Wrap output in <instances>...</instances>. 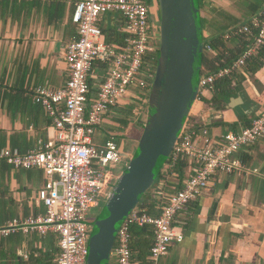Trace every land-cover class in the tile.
Segmentation results:
<instances>
[{
	"label": "built area",
	"instance_id": "obj_1",
	"mask_svg": "<svg viewBox=\"0 0 264 264\" xmlns=\"http://www.w3.org/2000/svg\"><path fill=\"white\" fill-rule=\"evenodd\" d=\"M67 1L73 5L71 20L77 28L76 38L64 52L68 78L58 88L41 85L30 90L32 101L51 119L52 133L26 153L9 148L0 152V158L16 170L42 169L44 182L32 201L44 211L7 221L0 226V236L36 233L45 237L53 233L59 248L55 264H86L89 218L107 197L124 150L123 141L119 143L116 135L111 133L99 143L95 132L116 107L146 99L149 79L153 78L146 60L158 50L159 29L151 0ZM106 13L121 14L122 25L111 39L99 25ZM235 36L250 38L251 42L229 65L211 73L201 71L195 101L215 93L218 80H232L264 45V7L223 33L225 39ZM204 51L213 52L209 43L204 44ZM195 135H200V142ZM261 137L264 109L239 132L229 131L216 141L209 138L207 128L196 133L187 120L163 169L171 173L176 164L188 160L191 173L163 197L157 215L141 207L128 214L116 232L110 252L113 264H136L131 249L136 226L152 229L147 260L157 264L172 242L183 239L181 229L174 226L177 215L209 187L215 173L248 175L256 171L246 166L239 154Z\"/></svg>",
	"mask_w": 264,
	"mask_h": 264
},
{
	"label": "crops",
	"instance_id": "obj_2",
	"mask_svg": "<svg viewBox=\"0 0 264 264\" xmlns=\"http://www.w3.org/2000/svg\"><path fill=\"white\" fill-rule=\"evenodd\" d=\"M263 7L264 0H202L203 37L241 24ZM72 9L67 0H0V152L9 148L26 153L52 133L51 119L32 101L30 90L41 85L58 88L68 78L65 47L77 34ZM118 23L122 25L120 18ZM243 41L248 45L249 38ZM227 46L235 45L229 42ZM214 94L195 101L188 118V126L196 133L207 128L212 141L229 131L239 132L264 109V45L231 80L224 102L221 93L218 100ZM137 101L140 111L133 107L137 104L127 101L106 114L103 122L107 126L101 124L106 132L100 131V126L95 140L102 143L111 133L119 143L120 136L135 138L146 108L145 98ZM131 107L137 111L133 115ZM110 119L116 120L115 126H110ZM195 140L200 142V135H195ZM239 157L256 171L248 175L215 173L209 187L177 215L174 226L181 229L183 239L172 242L157 264H264V137L244 148ZM23 171L28 174L24 176ZM169 171L162 169L142 201L141 208L150 214L160 212L163 197L184 182L191 165L185 160L181 172ZM43 182L42 169L16 170L0 158V204L17 208L15 214L0 210V226L14 218L43 213V207L32 201ZM16 234L0 236V264L7 260V247ZM24 236L29 237L28 242L35 236L39 241H32L31 246L23 242L14 250L15 260L20 264H55L59 249L55 234Z\"/></svg>",
	"mask_w": 264,
	"mask_h": 264
},
{
	"label": "water",
	"instance_id": "obj_3",
	"mask_svg": "<svg viewBox=\"0 0 264 264\" xmlns=\"http://www.w3.org/2000/svg\"><path fill=\"white\" fill-rule=\"evenodd\" d=\"M157 1L159 45L140 134L120 136L123 162L96 216L89 218L86 264H109L120 224L162 173L197 97L204 54L199 0Z\"/></svg>",
	"mask_w": 264,
	"mask_h": 264
},
{
	"label": "trees",
	"instance_id": "obj_4",
	"mask_svg": "<svg viewBox=\"0 0 264 264\" xmlns=\"http://www.w3.org/2000/svg\"><path fill=\"white\" fill-rule=\"evenodd\" d=\"M199 6L201 8L202 0H199ZM201 23H202V28L204 30V20L202 19V17H201ZM100 27L103 33L107 36V38L111 39L112 31L114 29H111L109 27H102V26ZM223 30H226V28L224 27L220 28L219 29L220 33H218V35H214L207 39L203 37L204 44L209 43L210 46L212 47L213 52L209 53L207 51H204L201 71L211 73V72H214L219 67L229 65L232 62V60L235 59L245 48L246 42L243 41L244 36H235L229 39H225L223 37V32H224ZM229 42L234 43L235 46L232 48L228 47L227 44ZM250 42H251V39L249 38L248 44ZM156 59H157V52L154 55H151L150 57H148L146 60L148 65L152 67V73H154V70H155ZM251 59H249L247 62H249ZM151 81L152 79H149V84H151ZM230 82H231L230 79L225 78V79H220L215 83L214 99L218 100V98L220 97L219 93H221L223 96L221 101L224 102L226 100L224 94L225 92H227ZM149 89H150V85L148 87V92H149ZM182 168H183V162H180L173 167V170L180 171ZM160 175L161 174L157 176V180L159 179ZM156 182L154 183V185L156 184ZM142 201H143V196L139 202L140 207L144 206ZM152 242H153V233L150 227L148 226L133 227L131 249H132V258L136 264H149L147 260V256L149 254V249H150ZM58 254H59V249H58Z\"/></svg>",
	"mask_w": 264,
	"mask_h": 264
},
{
	"label": "rangeland",
	"instance_id": "obj_5",
	"mask_svg": "<svg viewBox=\"0 0 264 264\" xmlns=\"http://www.w3.org/2000/svg\"><path fill=\"white\" fill-rule=\"evenodd\" d=\"M153 12H154V14H155V17H156V20L158 21L157 23H158V26H159V10H158V1L157 0H153ZM103 20H101L102 22H100V26H102V27H110L111 29H116V28H120V25H119V23H118V21H119V18L121 17V14H119V13H106V14H104L103 16ZM205 38V37H204ZM157 44L159 45V40H158V42H157ZM137 105H134L133 107H137L136 109H137V111H140V109L141 108H139V104L138 103H136ZM135 108H129V111L131 110H133L132 111V115L134 114V112L136 111V109ZM130 111V112H131ZM136 111V112H137ZM144 114V113H143ZM131 115V116H132ZM142 116V115H141ZM131 118V117H130ZM116 122V120H111L110 119V126H115L114 124L115 123H113V122ZM105 125H106V122H103ZM102 123V124H103ZM112 123H113V125H112ZM107 126V125H106ZM100 128V127H99ZM140 130V129H139ZM100 131H104V132H106V130H105V128H104V126H102L101 125V129H100ZM140 131H137V133L138 134H140L139 133ZM138 134H135V136L136 137H138L139 135ZM135 137V138H136ZM23 173V175L24 176H26L27 174H28V171H23L22 172ZM118 173H115V176L113 177V179H112V181L114 182L116 179H114L115 177H116V175H117ZM38 179H39V177H37L36 179L34 178V181L32 182L33 184H37L36 182H38ZM1 186H0V194H2V192H1ZM149 191H151V190H148L144 195H143V199L146 197V196H148L149 194H150V192ZM0 198H1V195H0ZM104 201V198H102V202ZM6 207H4V205L3 204H0V210H8V211H12V214H15L16 213V211H17V208L15 207V206H11V205H9V204H6L5 205ZM138 208L140 207V205L138 204V206H137ZM96 214H97V209L96 210H94V212L91 214V218H93L94 216H96ZM16 237L14 238V240L12 241V243L11 244H9L8 245V249H9V253L7 254V260L4 262V264H20V262L18 261V260H15V249H17L18 247H21L22 246V243L24 242V243H28L29 245L31 244V245H34V243H31L32 241H39V238L38 237H33L32 239H30V240H32V241H30V242H28V238H26V236H24L23 234H21V233H18V234H16L15 235ZM2 241V240H1ZM0 241V242H1ZM3 242V241H2ZM30 245V246H31ZM6 248V249H7ZM11 248H13L12 250H11ZM18 258V257H17ZM22 264H28L27 262H22ZM109 264H113V261L112 260H110V262H109Z\"/></svg>",
	"mask_w": 264,
	"mask_h": 264
},
{
	"label": "flooded vegetation",
	"instance_id": "obj_6",
	"mask_svg": "<svg viewBox=\"0 0 264 264\" xmlns=\"http://www.w3.org/2000/svg\"><path fill=\"white\" fill-rule=\"evenodd\" d=\"M151 1H153V0H151Z\"/></svg>",
	"mask_w": 264,
	"mask_h": 264
}]
</instances>
